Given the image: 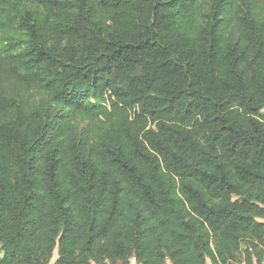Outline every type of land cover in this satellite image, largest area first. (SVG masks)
Masks as SVG:
<instances>
[{
  "label": "trees",
  "instance_id": "obj_1",
  "mask_svg": "<svg viewBox=\"0 0 264 264\" xmlns=\"http://www.w3.org/2000/svg\"><path fill=\"white\" fill-rule=\"evenodd\" d=\"M264 264V0H0V264Z\"/></svg>",
  "mask_w": 264,
  "mask_h": 264
},
{
  "label": "rangeland",
  "instance_id": "obj_2",
  "mask_svg": "<svg viewBox=\"0 0 264 264\" xmlns=\"http://www.w3.org/2000/svg\"><path fill=\"white\" fill-rule=\"evenodd\" d=\"M57 256H58V250L56 249L55 252H54V256H53V258H52V260H51V262L49 264H53L54 261L56 260ZM120 264H137V262H136L135 257H131L126 262L121 261ZM169 264H172V263L169 261ZM209 264H211V263L209 262Z\"/></svg>",
  "mask_w": 264,
  "mask_h": 264
}]
</instances>
